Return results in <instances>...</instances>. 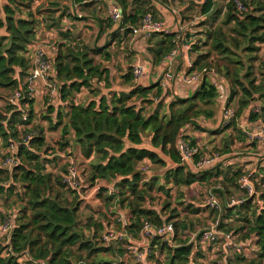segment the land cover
I'll use <instances>...</instances> for the list:
<instances>
[{"label": "trees", "instance_id": "1", "mask_svg": "<svg viewBox=\"0 0 264 264\" xmlns=\"http://www.w3.org/2000/svg\"><path fill=\"white\" fill-rule=\"evenodd\" d=\"M43 1L48 0H7V4L0 6V91L11 92L17 89L30 73L31 60L28 53L36 40L38 26L33 8L37 2ZM76 1L73 0L74 3ZM111 1L118 4L123 11V27L135 26L145 15H153L149 12L146 0ZM220 1L227 11L222 26L231 27L229 32L238 36L232 42L236 49L241 50L248 63H244L239 57L231 58L233 53L227 44L228 36L224 28L219 27L209 31L211 48L234 68L231 69L228 65H223L222 68L219 64L213 63L211 53H208L198 55L190 71H210L217 67L215 70L224 73L230 89L229 103L240 93L242 95L236 113L237 117H240L248 113L256 101H264V80L258 82L254 73L257 62L264 69V63L260 60L261 45L264 44V4L259 0H251V4L244 0L246 6L254 9L250 8L249 14L240 15L234 3L228 0ZM133 4L136 7L130 11L129 7ZM215 8L216 0H206L201 6L202 15L210 16L216 12ZM221 12L222 9L219 10V13ZM65 16L78 19L75 15H66V12L62 14L61 19ZM130 32L131 29H127V33ZM159 34L161 40L150 50L155 64L160 63L175 48L172 35ZM62 37L66 42L58 46L59 51L53 60V79L59 83L58 96L56 103H48L50 116L54 114L56 116V123L52 129L62 127L63 138L73 134L76 143L81 147L82 155L86 159L95 158L90 170L92 183L96 181L114 183L119 179L114 186L119 191L120 204L130 208L132 214L131 224L127 227L128 232L135 234L136 237L140 236L143 221L158 227L171 223L164 221L159 212L145 205L147 198H151V192L157 189L171 199L170 191L166 189L168 186L178 189L189 188L194 184L209 182L220 175L215 168L202 173L187 169L181 165L176 150V142L183 128L196 125L195 122L201 118L210 120L215 117L218 104L216 89L206 77L192 96L174 98L167 107V113L163 115L158 110L145 115L143 108L130 104L134 98L148 102V97L154 96L162 100L163 89L158 82L148 87L134 86L128 93H109V97L101 96L99 100H92L86 105L76 104V96L84 89L92 90L94 82L104 83L106 88L110 87V72L102 63H98L95 57L104 53L105 59L110 61L111 56L106 52L108 44L103 48L87 47L74 44L72 34L69 32ZM70 39L72 40L69 41ZM194 48L195 51H200L197 44ZM242 70H245L243 74ZM132 71L131 68L125 76L129 83L134 80ZM26 102L31 110L25 123L22 121V114L11 106L7 114L0 113V138L6 147L13 142H20V127L27 128L32 123L35 100L26 99L23 104ZM249 115L250 120L256 119L251 113ZM196 126L200 130V127ZM232 127L244 141V134L238 130L236 120H233L225 130ZM146 133L151 134L152 147L159 149L162 155L174 164L173 168L166 171L163 184L159 178L144 181L143 175L139 172V165L145 161L164 168L168 162V159L153 149L141 147ZM192 143L197 142L193 140ZM45 146L46 139L42 130L28 145H21L18 149L16 156L19 165L13 169L12 179L22 185L26 205L19 213L14 214L15 228L9 244H6L7 247L0 242V264H20L18 259L25 255L33 262L24 264L40 261L44 264H74V247H78L80 251H88L90 256L111 251L109 248H96L92 241L78 231L77 216L80 203L77 201L73 204L67 201L66 186L63 183L68 171L65 168L55 173L47 170L40 154L47 153L48 148ZM228 153L230 149L227 145L223 154ZM241 175V171H238L227 182L229 185L239 186L238 180ZM225 185L228 187L226 183ZM83 188L80 191L67 190L80 194ZM225 190L223 188L218 191L219 198L220 193ZM102 192L106 193L105 190ZM113 199L112 196L107 197L108 202ZM254 199H249L238 208L237 215L241 216L247 225L237 232L248 231L242 235V242L256 237V246L260 249V254L257 259L251 261L240 257L238 264H263L264 261V205L262 209L254 210ZM260 199L263 201L264 196H260ZM169 204L167 203V208ZM228 211L229 214L233 212L230 208ZM173 225L176 234L178 233L173 241L168 243L162 238L151 240V258L155 260L154 264H202L196 263L202 257L198 253L195 254L196 244L181 241L178 225ZM222 227L221 225L220 229ZM98 228L103 227L99 225ZM172 243L174 245H171ZM156 250L164 255L163 260L155 259Z\"/></svg>", "mask_w": 264, "mask_h": 264}, {"label": "rangeland", "instance_id": "2", "mask_svg": "<svg viewBox=\"0 0 264 264\" xmlns=\"http://www.w3.org/2000/svg\"><path fill=\"white\" fill-rule=\"evenodd\" d=\"M162 3L166 5H173L176 8V5L179 6L178 3H175L176 0H160ZM171 1V2H170ZM185 1L188 4L186 8L188 13L187 16L183 17L182 25L185 29V39L187 42H194L200 47V51H195L194 45L192 46L191 51H186L190 57L193 59V62L197 59V56L200 54H208L211 53V57L213 59V63L219 64L220 67L223 68V65H228L231 69L234 68L232 64L227 62L221 55L214 52L211 48L212 42L209 39V31L215 28L223 27L222 23L226 18V10L225 5L222 1L216 0V12L214 11L210 16H203L201 12V6L206 0H179V2ZM249 4H251V0H247ZM264 4V0H259ZM202 2V3H198ZM7 0H0V6L2 7L4 4H7ZM77 3V1H76ZM88 4L91 10L89 11H81V8L77 7V13L74 11L72 0H48L43 2H37L34 5V12L36 13V19L38 20L37 26V41L42 42L46 39L49 41L46 43H39V47L36 49H44L51 50V47L55 46L57 48V53L59 51V45L65 43V39L62 35L66 33L72 34V39H74L73 43L78 45H86L87 47H97L103 48L108 44L107 51L111 55V60L107 61L104 55L96 56L95 59L98 63H102L105 67L108 62L115 61L112 63L111 69H119L121 75L125 73L123 69L126 56L129 52V42L130 44L133 41V38L126 39L124 41L119 40V37L124 33L125 37L128 36L127 30H118L114 28L113 23L108 19L107 14V6L105 3H101L100 5H95L94 3H85ZM93 5V6H92ZM251 8V7H250ZM222 9V12L219 13V10ZM251 9H254L252 7ZM224 10V11H223ZM176 11V10H175ZM174 11V13H176ZM66 12V15L72 14L78 17L77 20L70 19L67 16L61 19L62 14ZM95 12V13H93ZM219 13V15H218ZM154 14V13H153ZM79 16H82L80 18ZM155 16V14H154ZM157 19V17H155ZM57 26V27H56ZM178 26V25H177ZM123 27V26H122ZM128 25L125 27L127 28ZM176 27V26H175ZM227 36H228V45L232 50L233 56L231 58H241L244 63L247 62V58H244V54L241 50L236 49L233 39H237L234 33H230L229 29L223 27ZM104 31V32H103ZM160 35V34H159ZM156 36V35H154ZM150 39H146L144 45H150L152 42ZM70 39L69 41H71ZM46 44L45 46H43ZM148 49V50H147ZM151 48L146 46L141 53L142 63L149 67V57L151 58ZM123 53H125V57L122 58ZM144 55V56H143ZM153 58V56H152ZM124 62H123V61ZM128 60V59H127ZM153 61V59H152ZM183 67H181L182 69ZM128 69V68H127ZM131 69V68H129ZM133 69V68H132ZM165 69V67H164ZM217 69V67L215 68ZM214 69V70H215ZM117 71V72H118ZM218 74L225 77L223 74L215 70ZM245 70H242V74ZM254 73L258 82L264 80V69L257 62ZM126 74V73H125ZM53 76V74H52ZM226 79V77H225ZM116 86L119 88L124 86V77L120 76L118 79H115ZM54 81V80H53ZM135 86H140V82L135 79ZM56 89H59L58 81L55 82ZM247 86V83L245 82ZM102 87L97 82H94L93 89L87 90L84 89L82 92L77 95L76 101L77 103H81L83 105L88 104L92 100H99L101 94H103L102 90L99 88ZM122 89V88H120ZM184 90V89H183ZM188 91V90H187ZM8 93V94H7ZM10 91H6L3 96L8 97ZM7 95V96H6ZM241 93L235 97L233 101H230L229 105L232 109L237 113L239 109V100L241 98ZM48 100L44 96H36L35 105H34V118L32 123L28 125L27 128H23L20 130V137L23 135L34 133L37 136L43 130V135L46 139V148H48L47 153L40 152L43 162L46 163L47 170L49 172L55 173L57 170L65 168L68 171V161L73 160L81 166L82 172V183L84 188L79 193H72L71 191L65 189L67 201L69 203H80V210L77 216V229L80 233H83L87 237L88 240L92 241L93 245L96 248H109L111 251L102 252L99 254H95L93 256L89 255L88 251H80L78 247H74L75 258L74 264L79 262L85 264H143L139 263L133 255L128 254L126 250H124L125 246L128 243H121L112 246H105L103 243V236L107 232L117 233L122 230L123 224L119 221L120 215L124 214V221L128 224L130 223V219L132 217L131 210L127 206H122L120 204L119 191L115 188L114 184L119 181L116 180L114 183H108L105 181H96L92 183L90 180V170L91 164L95 161V158L86 159L82 155L81 147L76 143L73 134H69L63 138L62 136V127L53 130L52 127L55 126L56 116H50L48 112ZM170 103V102H169ZM167 99L159 100L154 96L148 97L147 100L143 101L142 99L134 98L130 104L135 105L137 108H143L144 114L149 115L155 112L156 110L160 111V113L166 114L169 105ZM257 105H260L264 108V101H256ZM161 105V106H160ZM10 106L5 104V102L0 106V113L7 114L9 112ZM27 110V109H26ZM31 109L27 110L30 111ZM249 113H245L238 117L241 122H246L249 119ZM51 119V120H49ZM201 120V124L197 121L196 125L200 127V130L195 128V132L200 135V139L198 142H202L200 147L202 148L204 153L211 152H219L223 154V150L226 146H229L230 153L235 154V157L241 159L249 158L247 155V150H253L255 152H259L255 146L248 145V141L246 136L244 135L245 140L243 141L241 135L235 133L234 128H230L229 130H225L223 121L221 120V109L219 104L216 105V115L211 120L212 125L208 126L204 121H207L204 118ZM195 125V127H197ZM239 130V129H238ZM241 131V130H239ZM242 133V131H241ZM66 144H69L66 146ZM141 147H146L149 149H153L160 156L168 159L163 156L159 149H155L151 144V134L146 133L144 142ZM251 148V149H247ZM13 155V152L10 150V144L6 147L0 138V163L3 158L7 156ZM225 155V154H223ZM238 164V162H236ZM251 162H247V166H250ZM174 167V164L171 161L167 162V167H161L160 165H154L149 161H145L141 163L138 167L139 171L143 175L144 181H149L152 178H159L160 183H164V175L168 169ZM242 165L233 164V166L226 163V165H222L219 171L220 175L209 182H204L201 184H194L189 188H175L173 186H168L166 189H169L170 195L172 196L169 199L166 196V193L159 192L155 189L151 192V198H147L146 204L150 209L156 210L162 216L164 221H170L173 224H177L179 228V238L183 242H188L189 244H196L195 247L197 249L195 254L202 255L200 259L197 260L196 263L202 264H238V258H245L249 261L252 259H257L260 254V249L256 246V237H252L253 243H249L246 246L245 256H241L233 253L230 250H225L223 245L219 243L217 246L212 247L211 245H203L199 243L197 236H199L206 228L211 227L215 221L220 220L221 231L229 233L233 232L237 238L241 241L242 235L248 233V231L237 232L238 229L244 227L243 220L241 216L237 215V211H239V207L231 208L233 211L232 214H229V211L226 207L227 199L234 196L236 199H244L246 198L244 192L240 189L239 186L230 184L227 182L231 180L232 177L238 172L241 171ZM12 171L1 170L0 168V221L4 220V218L14 217V214L19 213L23 206L26 205V201L23 198L24 189L22 185L19 183H15L12 179ZM216 175V174H215ZM264 176V172H262ZM228 185V187L225 185ZM257 186V192L259 196H264V177L259 178ZM221 184L224 189V192L220 193V201L222 202V206L224 210L222 212H213L209 210L206 206L205 199L208 193V190L212 186H216ZM3 189V191H1ZM105 190L106 193L102 192ZM112 196L114 199L112 201H107V197ZM264 202V199H263ZM167 203L169 204V208L166 207ZM256 201L253 205L254 210H259V206ZM252 209V211H253ZM129 214V215H128ZM101 225L103 228L99 229L98 226ZM247 229V227H246ZM176 231V230H175ZM178 235L175 232V238ZM132 239L131 244L138 247V243L143 241L141 236L136 237L135 234L131 233ZM174 238V239H175ZM8 239L6 237H0V242L4 247H7ZM171 245H174L173 243ZM115 246V247H114ZM145 246L140 247L139 252H145ZM7 253V251H5ZM152 249L149 248V253L147 255V261L149 264H154L155 260L151 258ZM28 256V255H27ZM29 257V256H28ZM155 259H164V255L161 254L158 250L155 252ZM41 262V261H40ZM26 263V262H24ZM23 263V264H24ZM264 264V261H263Z\"/></svg>", "mask_w": 264, "mask_h": 264}, {"label": "built area", "instance_id": "3", "mask_svg": "<svg viewBox=\"0 0 264 264\" xmlns=\"http://www.w3.org/2000/svg\"><path fill=\"white\" fill-rule=\"evenodd\" d=\"M86 2L94 3L95 5H100L105 3L107 6L108 19L113 23V26L118 30L131 29L128 34L133 40H138L140 38H150L154 34L166 33L173 36V43L175 48L166 55L162 64L165 67L162 75L157 77V82L160 87L164 89H170L171 84L176 80L178 75H176V67L180 64V59L183 53L186 51H191L194 42H187L185 39V29L183 25H178L175 28L168 27L165 23L157 20L151 14L145 15L141 21L130 27H122L124 14L121 7L116 3H111L109 0H85ZM235 4L236 9L240 15L249 14L251 9L244 4V0H228V2ZM226 10V8H225ZM80 17V16H79ZM262 50L260 53V60L264 63V44L261 45ZM57 55V48L55 46L51 47V50L37 49L34 51L31 60L30 73L23 83L19 87L10 92L7 97V105L11 106L22 114V121L25 123L28 121L29 117V104L25 102L26 99L32 101L36 99V96H44L47 98L49 103H53L57 100L58 88L56 89V80L53 79L52 74H54L53 60ZM193 67V62L188 67V71L180 75V86L181 88L188 91H196L202 82L208 77L211 84L214 86L217 92V103L221 109V120L223 121L224 127L227 128L231 125L233 120H236L239 130L246 136L248 145L256 146L259 152H251L247 150L248 159H241L235 157V154H221L219 152L204 153L200 147L199 142L196 140L194 132L195 125H188L182 129L177 142L176 150L180 156L181 165H184L187 169H190L197 173H202L208 169L215 168L219 170L222 165L233 166V164H240L241 173L238 180V185L240 189L244 192L246 198L236 199L232 196L227 199V208H234L243 205L251 198L254 199V203L257 201L259 209H262L264 203L260 199L257 192L256 182L259 178L264 177L262 172H264V108L257 104H252L249 112L256 117L255 120H250L246 122H241L238 119L235 111L229 105L230 89L225 77L218 74L214 69L210 71H194L190 70ZM148 66L142 63L136 64L133 67V77L139 82L142 81L147 76ZM156 76V73L154 77ZM177 76V77H176ZM153 77V78H154ZM54 80V81H53ZM141 84V82H140ZM144 87L142 84L140 85ZM27 109V110H26ZM25 128L21 126L20 130ZM37 137L34 133H29L23 135L20 138V142L16 141L10 144V150L13 155L7 156L2 159L0 163L1 170L12 171L15 167L19 165V160L17 158V152L21 145H28L31 140ZM193 140L197 143L193 144ZM250 149V148H247ZM241 159V160H239ZM251 161H248V160ZM232 160H236L238 164L232 163ZM247 162H251L250 166H247ZM81 166L73 160L68 161V175L64 178L63 183L66 188L73 191H80L83 186L82 183V172ZM223 190L221 184L212 186L209 188L205 203L209 210L217 213L222 212L224 207L220 201L218 191ZM119 221L123 224L122 230L113 233L107 232L103 236V243L105 246H112L121 244L123 242L128 243L125 248L134 258L143 264H149L147 261V255L149 253V248L151 245V240L154 238H162L164 241L170 243L175 237V227L173 223H166L165 225L158 227L151 224L148 221H143L141 229V237L143 241L138 243V247L131 244L132 236L128 232L127 227L130 226L126 221H124V214H119ZM15 228L14 217L4 218L0 221V237H6L8 239L7 244H9L10 236ZM198 241L203 245H211L212 247L217 246L221 243L225 250H230L235 254H245L246 246L253 242V239L247 240L245 242L240 241L233 232H223L220 229V220L214 222L211 227L206 228L199 236H197ZM145 252L140 253V247L144 248ZM115 247V246H114ZM33 262L31 259L25 255L18 259V263L23 264L24 262ZM34 264H44L43 262H36Z\"/></svg>", "mask_w": 264, "mask_h": 264}, {"label": "crops", "instance_id": "4", "mask_svg": "<svg viewBox=\"0 0 264 264\" xmlns=\"http://www.w3.org/2000/svg\"><path fill=\"white\" fill-rule=\"evenodd\" d=\"M109 1L111 3H113V1H111V0H109ZM146 1H147V6H149V8H150L149 9V12L152 13V14L153 13L155 14V16L153 14V17L154 18L157 17V20L162 21L168 27L175 28V26H177V25H182L183 17L184 16H187L186 14L188 13V11L186 9L188 7V4L185 3V1L179 2V0H176L175 3H178L179 4V6L176 5V8H174L173 5H171V4L170 5L169 4L166 5V4L162 3L160 0H146ZM72 2H73V0H72ZM85 3H88V2H86L85 0H77V3L76 2L75 3L73 2L74 11L77 13V7H79V9L81 8V11L83 10L84 12L91 10L88 7L89 5L88 4H85ZM198 3H202V2H198ZM135 7H136V5L133 4L132 6L129 7V10L131 11L132 9H135ZM174 11L176 13H174ZM93 13H95V12H93ZM80 18H82V16H80ZM154 35H156V36H154ZM154 35L151 36V37L154 36V38L152 39V42L150 43V45H144V42H145L146 39H150L151 37L150 38H140L138 40H133L131 44L129 42L128 49H129V52L130 53H128V55L126 56L127 58H126L125 63H124V64H126V65H124V67L126 69H123L124 71H126L125 72L126 74L123 73L121 75V72L118 71L119 69H111L110 68L112 66L111 64L112 63H115L114 59H113V61L107 63V65L105 67L110 72V87L109 88H106L105 85H104V83H100V85L102 87H99V88L103 92V94H101V96H107V97H109V93L110 94L111 93H120V92H126V93H128L135 86L134 85V84H136L135 83V79L132 80L129 83L127 81V79L125 78V76L128 74V72L130 70L129 68H133L136 64L142 63L141 55L143 53H141V51H143V49H145L146 46L148 48H151V49H153V48H155V46H157V43L161 40V37H159V34H154ZM129 38H130L129 36L125 37V35L123 33L119 37V40L124 41V40L129 39ZM37 39H38V37H36V40L30 46V50H29V53H28V57L29 58L33 56L34 51L37 50L36 48L40 46L39 43L43 44V43H45V41H46V43L49 41V39H46L45 41L38 42ZM45 45L46 44H44L43 46H45ZM106 52H108V51L106 50ZM102 55H104V53ZM104 57H105V55H104ZM123 57H125V53H123L121 59H123ZM152 59H153L152 56H151V58L149 57V61H148L149 62V67L147 69V72H148L147 73V76L142 81H140L141 84L144 87L151 86L152 84H154L155 82H157V80H156L157 77L159 75H162L163 72H164V66L162 64V61L160 63H158V64H155L154 61H152ZM110 60H111V57H110ZM192 62H193V59L190 57V55L188 53H185L184 52L182 58L180 59V64L176 67V70H177L176 71V75H178V77L176 76L177 78L171 84L170 89H164L163 90V99L165 97L167 99L168 103L171 102V101H173L174 98H188V97H190V96L193 95L194 91H187L185 89L183 90V88H181V86H180V75L183 74V73H186L188 71V67L190 66V64ZM181 67H183V68L181 69ZM155 73H156V76L154 77ZM120 76H123L124 77V86L123 87L122 86L120 87L122 89H120L118 85L116 86V83H115V80H114V78L115 79H118ZM5 92L6 91H3V90L0 91V94L2 95L0 97V106H2V104L4 102H5V104H7V102H6L7 101V97L3 96V94ZM100 97H99V99H100ZM76 98H77V96H76ZM76 98H75V103L76 104H81V103H77ZM211 120L212 119L207 120V121H204V122L208 126H211L212 125ZM197 122L201 124V120H197ZM194 135H195L196 140L199 141L200 135L198 133H196V132H194ZM256 149H257V147H256ZM250 151L251 152H254L253 150H250ZM239 160H241V159H239ZM248 161H251V160L249 159ZM231 162L232 163H235L236 160H232ZM130 221H131V219H130Z\"/></svg>", "mask_w": 264, "mask_h": 264}, {"label": "water", "instance_id": "5", "mask_svg": "<svg viewBox=\"0 0 264 264\" xmlns=\"http://www.w3.org/2000/svg\"><path fill=\"white\" fill-rule=\"evenodd\" d=\"M140 172V171H139Z\"/></svg>", "mask_w": 264, "mask_h": 264}]
</instances>
